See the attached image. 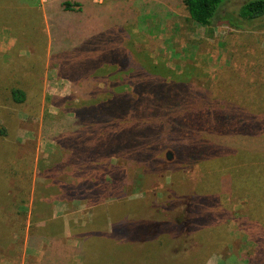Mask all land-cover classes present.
<instances>
[{
	"label": "rangeland",
	"instance_id": "obj_1",
	"mask_svg": "<svg viewBox=\"0 0 264 264\" xmlns=\"http://www.w3.org/2000/svg\"><path fill=\"white\" fill-rule=\"evenodd\" d=\"M54 1L0 0V264H264V18L92 0L126 17L103 10L76 54L45 24ZM223 1L236 18L248 0Z\"/></svg>",
	"mask_w": 264,
	"mask_h": 264
},
{
	"label": "trees",
	"instance_id": "obj_2",
	"mask_svg": "<svg viewBox=\"0 0 264 264\" xmlns=\"http://www.w3.org/2000/svg\"><path fill=\"white\" fill-rule=\"evenodd\" d=\"M223 2H224L223 0H184L183 1L191 20L195 24L201 27L212 28L216 26H222V25L226 26L227 25V26H231L237 29H241L243 28V23H242L243 20L250 22V21H255V20L264 18V0L245 1L239 7L240 9L238 12V16L236 18H233L230 14L222 13L221 8L223 7ZM63 8L66 11H71L72 4L68 2H64ZM238 17L241 19H239ZM10 93H11V98L15 103H22L24 101L25 96H24L23 91L18 90V89H12ZM227 122L229 124L232 122L229 116L227 117ZM183 124L181 123L180 125H183ZM100 191L101 190H99V188L97 187L93 190V194L98 195L99 193H101ZM73 199L81 200V198H73ZM101 201H103V199L97 200L96 202H94V205L100 203ZM163 224L164 223H160L159 225L160 227L157 230H154V233L151 237L147 235L146 236L143 235L145 242L147 243L153 242L155 239L162 237L163 234L165 233L168 234L169 230H167L165 227L162 228L161 225ZM205 224L206 223L204 222V220H202L201 217L193 219L191 222L190 231L191 232H194L195 230L197 231L198 229H200V227L201 228L204 227ZM174 226L175 227H171V228H172V231L176 234L180 231V228L176 225ZM138 228L139 227H136V230ZM133 230H134V227H132L131 230L127 229L125 232H123L121 230V225H119V227H115L114 230H112V234L110 235V237L115 240H117V237H119L121 238L120 241L122 242H128V241L129 242L131 241L139 242L143 240L142 238L132 239L130 236V232H132ZM175 234H172L174 238H175Z\"/></svg>",
	"mask_w": 264,
	"mask_h": 264
},
{
	"label": "crops",
	"instance_id": "obj_3",
	"mask_svg": "<svg viewBox=\"0 0 264 264\" xmlns=\"http://www.w3.org/2000/svg\"><path fill=\"white\" fill-rule=\"evenodd\" d=\"M56 1L52 3H55ZM65 2L72 4L71 11H66L64 10L63 7H62L63 10H58V9L52 10L50 9L52 6L51 3L48 7L45 8L46 10H44L46 11V13L44 14L45 15L44 20L46 22L45 24L47 27L48 25L50 26L52 25V28L54 30L53 32H51V34H53L52 35V37L54 36L53 40H55L57 45L62 44L61 42L62 40L64 41L68 40L71 42L70 44L72 49L71 52L73 51L76 54H80L77 51L86 49L85 43L95 31L96 17L102 16L103 10L110 8L115 9L116 6L118 7V9L114 13H112L111 16L118 19L117 22H122L121 19L122 18L124 19V17H126L125 3H121V4L118 3V5H115V3H110L109 1H107L105 2L104 6H102L99 4H94L95 2H93L92 0H76V2H72V0H66ZM74 4L76 5L77 8H79L78 10H76L77 12L74 11L76 8L74 7ZM48 34H49L48 51H50L54 46L52 45L50 32ZM56 43H55V49H57ZM13 46L14 43L12 42V39H8L5 50L9 51ZM49 58L47 60V65H49L50 62Z\"/></svg>",
	"mask_w": 264,
	"mask_h": 264
}]
</instances>
